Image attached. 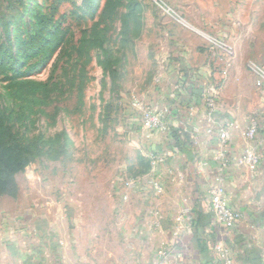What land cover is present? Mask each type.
Instances as JSON below:
<instances>
[{
	"label": "rangeland",
	"instance_id": "1",
	"mask_svg": "<svg viewBox=\"0 0 264 264\" xmlns=\"http://www.w3.org/2000/svg\"><path fill=\"white\" fill-rule=\"evenodd\" d=\"M4 1L18 7L11 15L21 13L16 21L23 37L38 17L53 14L52 7H58L52 26L67 35L62 51L32 76L59 85L46 105L17 99L0 84L4 139L30 161L0 192V221L21 210L29 213L35 203L75 202L83 208L71 223L87 224L80 226L79 237L91 238L103 252L120 245L123 229L115 224L112 180L135 157L121 122L129 99L143 97L166 53L170 59L194 52L214 70L221 104L243 107L248 119L264 126V0H137L126 42L122 15L130 5L123 0L116 15L100 25L104 44L92 50L89 64L73 47L100 20L106 0H97L92 13L83 0ZM107 57L115 74L106 71Z\"/></svg>",
	"mask_w": 264,
	"mask_h": 264
},
{
	"label": "crops",
	"instance_id": "2",
	"mask_svg": "<svg viewBox=\"0 0 264 264\" xmlns=\"http://www.w3.org/2000/svg\"><path fill=\"white\" fill-rule=\"evenodd\" d=\"M166 54L150 88L142 98L132 95L129 104L136 98L151 108L167 109V132L145 129L132 106H126L121 122L135 157L112 180L115 224L123 229L120 245L101 252L91 238L78 236L80 226L87 225L71 223L83 208L80 203H35L29 213L21 210L0 221V264H161L156 256L160 249L169 251L173 264H224L214 249L218 243L229 251L231 264H264V126L259 124L257 138L247 141L244 132L254 117L248 119L243 107L221 104L220 82L206 61L194 52L170 59ZM213 87L219 91L218 117L237 123L226 159L220 158L218 134H207L202 121L201 94ZM246 149L262 157L255 174L236 162ZM154 153L165 154V162L156 165L149 158ZM154 177L165 185L159 197L151 187ZM219 179L231 206L242 214L232 231L210 211L208 187ZM128 182L134 185L128 187ZM185 210L193 216L188 229ZM39 215L45 222L35 219Z\"/></svg>",
	"mask_w": 264,
	"mask_h": 264
},
{
	"label": "trees",
	"instance_id": "3",
	"mask_svg": "<svg viewBox=\"0 0 264 264\" xmlns=\"http://www.w3.org/2000/svg\"><path fill=\"white\" fill-rule=\"evenodd\" d=\"M124 1H128L130 5L129 11L122 15V30L126 42L137 0ZM4 3L5 1L0 2V84H5L11 95L17 99L46 105L58 90L59 85L54 83L52 78L45 82L36 80L32 76L66 45L67 30L61 29L60 26H52L58 7H52L53 14L38 17L35 27L32 24L29 25V32L23 37L24 32L18 33L17 31L16 21L21 18V13L18 17L11 15L18 11V7L10 3L4 6ZM83 3L89 13L97 8V0H83ZM123 5V0H106L100 20L94 23L90 33L84 31L78 45L73 47V52L76 50L79 55H86V64L91 61L92 50L104 44L102 35L104 30L100 29V25L112 19ZM105 68L109 74L110 70L112 74H115L112 70V60L109 57L105 60ZM116 81L115 77V87L119 92L120 87L116 86ZM5 128L4 123H0V192H5L13 184V176L24 171L30 164L29 159L23 157L22 151L5 141L4 137H8Z\"/></svg>",
	"mask_w": 264,
	"mask_h": 264
},
{
	"label": "built area",
	"instance_id": "4",
	"mask_svg": "<svg viewBox=\"0 0 264 264\" xmlns=\"http://www.w3.org/2000/svg\"><path fill=\"white\" fill-rule=\"evenodd\" d=\"M260 84V83H259ZM201 100L204 105V113L202 121L204 123V130L207 134H218L221 145L220 158L226 159V153L229 151L231 141V132L236 129L237 123L233 120L223 121L218 117L219 109V91L213 87L210 90H205L201 94ZM131 106L138 110L142 116V125L145 129L153 133H165L168 130L169 111L167 109H154L144 104L142 101L133 98ZM196 132L199 129H195ZM259 134V124L255 119L251 120V124L244 132V137L247 141H254ZM155 164L164 163L166 155H158L156 153L150 154ZM237 164L244 166L247 170L255 174L262 163V157L253 149H246L245 152L236 159ZM128 187L134 185L133 182L126 184ZM151 187L156 196H161L165 192V185L158 177H154L151 181ZM208 197L210 211L217 219L218 223L228 231L234 230L239 226L242 220V214L236 211L230 204L227 190L224 186L222 179L212 183L208 187ZM185 221L184 227L188 229L193 222V216L189 210L184 211ZM215 251L219 254L224 264H231L229 251L222 243H218L214 247ZM156 256L161 260V264H173L171 255L168 250L160 249L157 251Z\"/></svg>",
	"mask_w": 264,
	"mask_h": 264
}]
</instances>
